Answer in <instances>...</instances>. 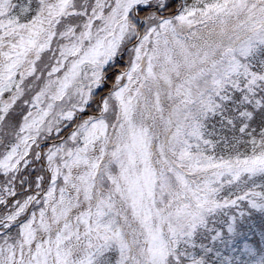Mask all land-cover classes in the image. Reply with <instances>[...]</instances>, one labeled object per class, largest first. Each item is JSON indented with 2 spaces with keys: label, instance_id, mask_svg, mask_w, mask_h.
<instances>
[{
  "label": "snow or ice",
  "instance_id": "6c2138e0",
  "mask_svg": "<svg viewBox=\"0 0 264 264\" xmlns=\"http://www.w3.org/2000/svg\"><path fill=\"white\" fill-rule=\"evenodd\" d=\"M0 264H264V0H0Z\"/></svg>",
  "mask_w": 264,
  "mask_h": 264
}]
</instances>
